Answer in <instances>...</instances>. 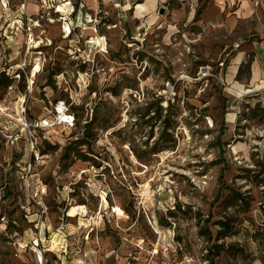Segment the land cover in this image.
<instances>
[{"label":"rangeland","instance_id":"374dc122","mask_svg":"<svg viewBox=\"0 0 264 264\" xmlns=\"http://www.w3.org/2000/svg\"><path fill=\"white\" fill-rule=\"evenodd\" d=\"M141 2L0 0V264H264V90L226 83L233 37ZM58 100L75 126L32 149Z\"/></svg>","mask_w":264,"mask_h":264},{"label":"crops","instance_id":"0c3cea01","mask_svg":"<svg viewBox=\"0 0 264 264\" xmlns=\"http://www.w3.org/2000/svg\"><path fill=\"white\" fill-rule=\"evenodd\" d=\"M169 1L188 5L185 11L172 12L173 21L196 24L205 35L233 37L225 81L235 96L241 97L240 91L246 95L264 90V0ZM165 2L168 0H156V7H151L149 14ZM138 4L134 6L136 13ZM244 67L248 68L247 75L240 77Z\"/></svg>","mask_w":264,"mask_h":264},{"label":"built area","instance_id":"2783aa9c","mask_svg":"<svg viewBox=\"0 0 264 264\" xmlns=\"http://www.w3.org/2000/svg\"><path fill=\"white\" fill-rule=\"evenodd\" d=\"M15 77L20 78V73H16ZM49 114L43 117L27 118L23 117V131L27 133L32 149H38L42 144V138L47 139L50 132H55L56 129H70L75 126V115L71 110V106L64 100H58L49 110ZM40 132L42 136H37ZM40 140V142L38 141ZM44 142V141H43Z\"/></svg>","mask_w":264,"mask_h":264},{"label":"bare ground","instance_id":"6f19581e","mask_svg":"<svg viewBox=\"0 0 264 264\" xmlns=\"http://www.w3.org/2000/svg\"><path fill=\"white\" fill-rule=\"evenodd\" d=\"M156 0H145V2L144 3H140V4H138V6L136 7V10H137V14H139V16H140V19H143V18H145L146 16H148V15H150L149 14V10H150V8L152 7V8H155L156 6ZM66 5H60L59 6V8H58V10H57V12L58 13H65L66 11V7H65ZM155 12V11H154ZM164 17V16H163ZM163 19V18H162ZM89 22H92L91 20H89ZM65 30H67L68 32H69V30H70V27L69 26H65ZM97 31V30H96ZM97 33V32H96ZM96 41V43L97 44H99L100 45V39L99 38H97V39H93V41ZM104 51V50H103ZM40 69V65L39 64H37L35 67H34V69H33V71L32 72H38V70ZM29 82H30V85H32V81L31 80H29ZM241 92V94L242 95H245V92L244 91H240ZM103 201L106 203V199L105 198H103ZM79 211H82V212H86V208L84 207V206H81V205H79V206H76V207H73L71 210H70V212H69V216L70 217H76L77 215H78V212Z\"/></svg>","mask_w":264,"mask_h":264},{"label":"trees","instance_id":"16d2710c","mask_svg":"<svg viewBox=\"0 0 264 264\" xmlns=\"http://www.w3.org/2000/svg\"><path fill=\"white\" fill-rule=\"evenodd\" d=\"M45 143H47V141H44Z\"/></svg>","mask_w":264,"mask_h":264},{"label":"water","instance_id":"95a60500","mask_svg":"<svg viewBox=\"0 0 264 264\" xmlns=\"http://www.w3.org/2000/svg\"><path fill=\"white\" fill-rule=\"evenodd\" d=\"M163 13V11H161Z\"/></svg>","mask_w":264,"mask_h":264}]
</instances>
